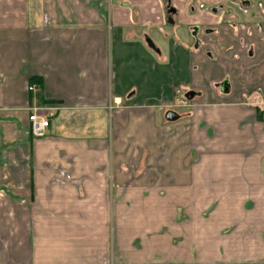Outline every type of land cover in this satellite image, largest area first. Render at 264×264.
<instances>
[{"label": "crops", "instance_id": "0c3cea01", "mask_svg": "<svg viewBox=\"0 0 264 264\" xmlns=\"http://www.w3.org/2000/svg\"><path fill=\"white\" fill-rule=\"evenodd\" d=\"M172 8L0 0V264H264V0Z\"/></svg>", "mask_w": 264, "mask_h": 264}, {"label": "built area", "instance_id": "2783aa9c", "mask_svg": "<svg viewBox=\"0 0 264 264\" xmlns=\"http://www.w3.org/2000/svg\"><path fill=\"white\" fill-rule=\"evenodd\" d=\"M33 87L29 88L32 90ZM176 103H179L182 106H188V102L185 99H175ZM115 103V100H114ZM48 109L47 107L44 108H33L30 109V114L28 116L30 132L34 138H42L46 134V130L49 126L48 121Z\"/></svg>", "mask_w": 264, "mask_h": 264}, {"label": "flooded vegetation", "instance_id": "af4514ba", "mask_svg": "<svg viewBox=\"0 0 264 264\" xmlns=\"http://www.w3.org/2000/svg\"><path fill=\"white\" fill-rule=\"evenodd\" d=\"M163 1L166 4L167 9H168V13L167 14H168V16L171 17L175 13V10L172 8V0H163ZM228 1L229 2H238V3H240V4L244 5V6H247L249 4V0H228ZM223 6L224 5L222 3H218L217 6L215 8H212V9H216V10H218L219 8L223 9L222 8ZM170 21H171V19H170ZM191 33H192L193 37L196 38V40H195L196 44L195 45L198 46L199 45V41H198L197 37H198V34L200 33V30L198 28H194V29L191 30ZM198 96H199V94H197L195 91L194 92L191 91L190 93L184 94L182 97L187 102H189V101L192 102Z\"/></svg>", "mask_w": 264, "mask_h": 264}, {"label": "water", "instance_id": "95a60500", "mask_svg": "<svg viewBox=\"0 0 264 264\" xmlns=\"http://www.w3.org/2000/svg\"><path fill=\"white\" fill-rule=\"evenodd\" d=\"M224 92L227 91V87L226 84H224V88H223ZM176 118V116L172 113V112H168L167 113V119L168 120H174Z\"/></svg>", "mask_w": 264, "mask_h": 264}, {"label": "trees", "instance_id": "16d2710c", "mask_svg": "<svg viewBox=\"0 0 264 264\" xmlns=\"http://www.w3.org/2000/svg\"><path fill=\"white\" fill-rule=\"evenodd\" d=\"M30 81L33 82V81H36V80H34V78H32Z\"/></svg>", "mask_w": 264, "mask_h": 264}]
</instances>
